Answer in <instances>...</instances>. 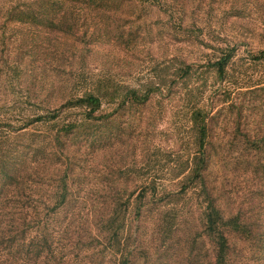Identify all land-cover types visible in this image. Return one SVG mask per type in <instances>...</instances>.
Returning <instances> with one entry per match:
<instances>
[{
  "label": "trees",
  "instance_id": "obj_1",
  "mask_svg": "<svg viewBox=\"0 0 264 264\" xmlns=\"http://www.w3.org/2000/svg\"><path fill=\"white\" fill-rule=\"evenodd\" d=\"M219 1L226 3L224 9L228 5L224 11L228 18L238 20L264 15V0ZM209 3L212 5L213 1ZM155 5L167 9L172 17L174 3L171 0H27L7 10L10 17L32 26L31 33L47 40H43L45 50L40 52L46 58L52 56L49 64L52 67H44L41 75L52 77L49 85L60 82L63 88L80 89L56 107L49 108L46 104L45 112L25 119L18 126L0 120V145L14 135L20 137L32 132H23L29 126L48 125L44 144L36 142L40 135L31 133L33 139L29 143L13 149L11 162L1 157L4 154L0 149V264H134L140 243L136 230L127 234L130 213L140 224L145 213H156L157 224H163L164 233L168 234L162 239L166 243L177 229L178 210L168 207L174 192L164 189L159 193L163 187L161 182L141 180L139 191L131 200L134 191L128 192L125 185L117 189L118 181L111 176L108 180L115 192L98 195L103 206L95 207L96 198L89 212L84 211L87 198L74 196L70 184L76 160L81 159L85 164L89 156L96 159L100 151L114 147L121 157L120 148L134 145L127 144L121 125L126 108L145 104L157 93L173 95L175 87L180 86L187 99L196 95L197 100L187 106L192 150L185 163L178 166L177 176L183 174L179 191L196 190L201 203L200 234L205 239L202 243L200 234L191 238L189 253L179 252L183 257L180 264H261L264 261V206L254 203L251 197L247 199L251 204L246 209L240 203L235 204L232 195L218 187L212 176L210 166L213 159L220 156L212 141L216 112L202 105V88L191 83L194 79H204L193 68L195 62L180 60L167 80L164 76L157 82L149 80L135 86L101 77L90 81V76L83 73L63 76L56 67L61 63L67 65L69 59H63L57 48L46 51V43L58 38L57 34L74 38L73 49L80 48L84 53L96 43L133 48L135 34L142 28L135 23L141 13L135 16L131 11L153 10ZM181 25L182 22L177 28L192 34ZM34 43L31 44L32 58ZM238 45L239 42H235L212 48V57H208L203 72L213 71L217 79H226ZM250 58L255 64L264 65V48L251 52ZM75 76L80 81L71 83ZM104 104L110 106V110H105ZM74 111L78 112L76 118H65ZM240 125L236 120L237 131L222 159H229L231 165L249 167L247 171H255L264 179V124L254 132ZM128 167L123 162L119 166L121 173L126 176L133 173ZM78 175L76 170V178ZM261 179L254 182L258 185L250 194L254 198L264 199ZM122 190L126 193L124 197ZM198 242L206 248L205 252L203 247H198ZM246 248L250 256L245 254ZM156 260L158 264H175L171 247L157 253Z\"/></svg>",
  "mask_w": 264,
  "mask_h": 264
},
{
  "label": "rangeland",
  "instance_id": "obj_2",
  "mask_svg": "<svg viewBox=\"0 0 264 264\" xmlns=\"http://www.w3.org/2000/svg\"><path fill=\"white\" fill-rule=\"evenodd\" d=\"M26 1L0 0V120H3V123L7 120L17 126L27 118L45 112L46 104H49V108L56 107L64 98L69 97L72 92H79L80 89L63 88L60 82L49 85L52 77H42L43 68L52 67L49 65L52 56L46 58L40 52L45 50L44 42L47 40L31 33L32 26L10 17L7 13L14 4H23ZM172 1V17L168 15L167 9L158 5H155L153 10L146 8L142 12L129 9L135 16L141 13L135 23L137 22L136 25L142 30L135 34L133 48L125 49L112 43H96L84 53L80 48L73 49L74 38L57 34L58 38L46 43V51L57 48L63 54V59H69L67 65L60 62L59 67H56L64 73H60L63 76L71 72L83 73L90 76V81L91 78L101 77L115 83L135 86L146 84L149 80L157 82L164 76L167 80L180 60L195 62L193 68L197 69L204 79H194L191 83L202 88V105L216 112L212 141L220 156L213 159L214 162L210 166L215 183L228 191L235 204L240 203L244 209L250 206L251 201L247 200L250 197L254 199V203L264 206V199L250 195L258 188L257 183H254L261 179L258 173L247 171L249 167L240 164L231 165L229 159H222V155L226 156V150L237 131L236 120L241 123L242 129L247 127L251 132L264 124V88L261 89V86H264V83H261L264 81V65L255 64L250 58L251 52L256 53L264 48V15L256 14L257 16L252 18L235 20L236 18H228L225 15L224 11L228 5L224 9L226 3L222 4L219 0ZM209 1H213L212 5ZM179 15L182 18H179ZM233 20L235 21L232 22ZM181 22V26L189 28L192 34L177 28ZM32 41L36 42L33 49L34 59L31 57ZM235 42H239V45L226 79H217L213 71L203 72L208 57H212V48ZM75 81H80L78 76H75L71 83ZM256 83L258 86H255ZM165 88L166 86L163 91ZM174 90L173 95L157 93L145 104L126 108L121 125L124 127L127 144L134 145L120 148L121 157L114 147L104 150L105 152L100 151L96 159L89 156L85 164L81 159L76 160L74 175L71 178L70 185L74 196L87 198L84 209L87 212L92 211L91 203L96 198L95 207L103 206L98 195H111L115 192L108 180L111 176L118 181L117 189L125 185L128 192L134 191L131 200L139 191L141 180L155 179L161 182L163 187L159 189V193H163L164 189L174 192L168 207L178 210L175 217L178 225L172 237L166 239V243L162 239L168 234L164 233L163 224H157L156 213H145L141 224L135 221L130 213L127 234L136 230L140 243L134 264H158L156 255L159 252L164 253L167 246L171 247L175 264H180L183 257L179 252L188 254L191 238L202 232L201 203L196 190L180 193L183 174L177 176L178 166L185 163L192 150L187 106L188 103L195 102L197 96L194 95L190 100L181 86L175 87ZM103 107L110 110L107 104ZM77 116L78 112L74 111L65 118ZM47 130L48 125L39 123L24 129L23 132L32 131L24 136L11 135L13 137L0 145L4 154L1 157L7 163L11 162L13 149L29 143L33 139L31 133L40 135L36 137V142L42 141L44 144L43 137ZM5 138L7 139L3 136V139ZM123 162L133 173L128 176L121 173L119 166ZM232 166L236 167L231 169ZM1 168L0 166V170ZM76 170L79 174L77 178ZM258 172L262 175L261 170ZM125 190L120 191L123 197L126 196ZM200 236L203 243L204 236ZM202 243L198 242V247H203ZM202 251L205 252L206 248L203 247ZM245 254L251 255L249 248L245 249ZM263 263L264 261L261 262Z\"/></svg>",
  "mask_w": 264,
  "mask_h": 264
}]
</instances>
